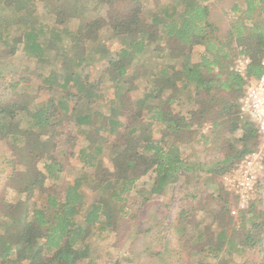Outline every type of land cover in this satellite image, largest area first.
I'll return each mask as SVG.
<instances>
[{"label":"trees","instance_id":"trees-1","mask_svg":"<svg viewBox=\"0 0 264 264\" xmlns=\"http://www.w3.org/2000/svg\"><path fill=\"white\" fill-rule=\"evenodd\" d=\"M89 1L0 0V57L21 51L35 61L25 70L39 81L34 94L21 93L23 75L12 72V101L25 102L0 105V140L9 152L0 264L91 263L90 237L118 230L124 217L134 221L152 197L171 193L177 175L204 186L186 196L170 226L180 245L177 262L188 264L196 248L204 254L197 264H249L243 256L250 251L264 264L263 200L232 217L236 199L220 181L256 146L240 99L248 81L264 74V0H235L224 31L211 6L230 0ZM54 9L53 22L45 23ZM100 31L115 45L106 47L102 74L89 80L81 69L98 60L101 48L87 43ZM52 53L59 72L45 62ZM240 57L248 60L244 77L234 71ZM64 137L68 149L58 159ZM79 138L86 146L75 152ZM198 143L210 155L202 163L190 159ZM73 159L81 167L73 169ZM31 199L42 203L29 210ZM195 211L204 218L194 222Z\"/></svg>","mask_w":264,"mask_h":264},{"label":"rangeland","instance_id":"rangeland-1","mask_svg":"<svg viewBox=\"0 0 264 264\" xmlns=\"http://www.w3.org/2000/svg\"><path fill=\"white\" fill-rule=\"evenodd\" d=\"M94 1L95 0H90L89 4L91 5ZM142 1L147 4L151 3L149 0ZM234 2L235 0H230L224 4H213L211 6L210 17L218 24L222 31L228 27V22L230 21L229 18L232 17L230 8ZM71 3L74 5L77 4L76 1ZM39 6L41 8L42 3H40ZM50 11L48 10V12L52 14L51 17L47 16L45 18V23L47 24H51L53 22L51 19H54L53 14L56 12L55 9ZM87 44L88 49L94 46H99L102 50L97 56L98 62L85 65L81 69L83 77L92 80L100 76L107 66V45L114 46L115 44L114 41L111 40L110 34L104 31L97 32L94 37L89 39V43ZM7 52H9V49L2 50L3 54H7ZM238 60H243V58H237L234 65H236ZM45 62L49 65L55 66L57 68V72L61 70V61L60 59H57V57L55 59L53 53L49 55L48 60H45ZM35 64L36 63L33 60H26L19 50L14 56H10L5 59H1L0 57V105L5 108L10 107V105L15 102L19 104L25 102V98L23 97H20L15 102L14 100L12 101L14 90L11 88V84H14L17 81V77H14L12 72L18 74L22 73L23 75L24 81L18 86L21 93L31 95L34 94L39 81L36 77L30 74V72H27L25 68L27 67L29 70H33ZM140 72L142 73L144 71ZM139 91L141 93V88H139ZM20 131L21 129L19 126H15L13 128V132L18 133ZM241 136L242 133L240 131L236 133V138H241ZM66 140L67 139L65 137L62 138V141L59 144V149L57 151L58 159H60L63 153L68 149ZM78 141L74 147L75 152H77L81 147L86 146V143L82 140V138H79ZM255 142L257 144L256 140ZM87 148L90 152L93 150V147L91 146H87ZM206 152V147L201 143H198L193 146V156H190V159L192 161L202 163L205 159L210 158V155L206 154ZM8 157L9 152L6 151L5 144L0 140V191L3 189L5 178L9 172L5 166V161ZM218 157L219 156H217V158ZM238 162L239 161H237V163ZM237 163H235V165ZM31 164L33 167L42 169V162L37 159H32ZM78 165L80 166V163L76 159H73L72 168H77L79 167ZM99 169L100 165H97L94 171ZM202 183V180H198L196 185H190L188 184L187 178L183 176L179 177V175H177L171 181V193H167L164 196L152 197L151 204L146 206L142 210L139 217L134 221L130 219V216L124 217L119 224L118 230L108 233L103 232L101 234H98L97 231V233L92 235L88 240V242L95 246L93 248L94 252H90V254L93 255V259L89 264H179L177 262V258L180 245L178 243L177 235H175L170 226L172 225V222H174L176 215L183 208H186L187 203L190 201V198L188 199L186 196L195 193V189H199V193L204 190ZM143 189L145 188H138V190H140V196H146L145 193L147 191H141ZM84 194L89 196L90 199H93L89 190H85ZM13 197L14 193L12 191H6L7 200H11ZM260 199L263 200L261 207L264 208V197ZM41 203L42 200L31 199L29 201V210L40 206ZM166 205L168 207H166ZM130 212L133 214V209H131ZM201 218H204V216L200 212L195 211L192 220L197 222ZM129 224L130 228L127 230ZM150 226L155 229L148 232L147 229ZM194 251L193 259L188 264H197L203 261L204 254L200 253L196 250V248ZM243 258L247 259L249 264H259L258 260L260 258H258L256 253L253 251L244 254ZM81 264H88V259H85Z\"/></svg>","mask_w":264,"mask_h":264},{"label":"built area","instance_id":"built-area-1","mask_svg":"<svg viewBox=\"0 0 264 264\" xmlns=\"http://www.w3.org/2000/svg\"><path fill=\"white\" fill-rule=\"evenodd\" d=\"M248 60H238L234 71L242 77ZM264 67V59L261 61ZM240 116L247 118L256 132V148L246 154L230 171L220 177L225 191L236 199L229 212L236 217L251 201L264 197V74L257 80L248 81L244 96L240 99Z\"/></svg>","mask_w":264,"mask_h":264},{"label":"crops","instance_id":"crops-1","mask_svg":"<svg viewBox=\"0 0 264 264\" xmlns=\"http://www.w3.org/2000/svg\"><path fill=\"white\" fill-rule=\"evenodd\" d=\"M100 32H102V31H100ZM15 33H17V32H15ZM92 49V48H91ZM21 52V51H20ZM22 53V52H21ZM98 60H96V62H97ZM88 65V64H87ZM53 66V65H52ZM85 66V65H84ZM83 66V67H84ZM83 147H85V146H83ZM83 147H81V148H83ZM80 148V149H81ZM80 163V162H79ZM79 166V165H78ZM79 167H81V163H80V166ZM142 181V182H141ZM147 181V177H144V178H142L140 181H139V183H145Z\"/></svg>","mask_w":264,"mask_h":264}]
</instances>
